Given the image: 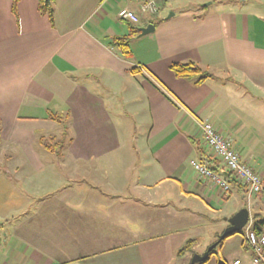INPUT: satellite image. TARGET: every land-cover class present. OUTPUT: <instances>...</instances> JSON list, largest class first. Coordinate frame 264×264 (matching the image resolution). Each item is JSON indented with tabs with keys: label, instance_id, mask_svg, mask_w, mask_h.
<instances>
[{
	"label": "crops",
	"instance_id": "crops-1",
	"mask_svg": "<svg viewBox=\"0 0 264 264\" xmlns=\"http://www.w3.org/2000/svg\"><path fill=\"white\" fill-rule=\"evenodd\" d=\"M41 1L20 0L18 21L13 0H0V204H20L17 217L0 219V264H170L190 241V258L204 254L195 239L208 231L209 244L216 242L248 207L225 213L233 198L247 199L245 186L224 174L225 196L193 167L216 168L206 159L215 154L202 124L211 123L264 179V4L214 0L154 22L147 15L170 0H52L51 23ZM147 1L156 12L142 11ZM123 10L139 24L120 18ZM148 25L155 30L139 37ZM120 38L136 40L130 58L114 43ZM174 62H196L212 77L195 85L174 75ZM130 115L149 130L126 137ZM65 128L63 149L31 150L34 141L44 146L43 134L57 140ZM15 159L36 169L21 184L12 174L25 165ZM45 164L50 180L40 176ZM218 172L227 173L222 162ZM250 207V217L261 214ZM125 218L126 233L150 242L137 241L124 258H103L106 228L122 238ZM244 246L232 264H254ZM185 255L180 264H190Z\"/></svg>",
	"mask_w": 264,
	"mask_h": 264
},
{
	"label": "rangeland",
	"instance_id": "rangeland-1",
	"mask_svg": "<svg viewBox=\"0 0 264 264\" xmlns=\"http://www.w3.org/2000/svg\"><path fill=\"white\" fill-rule=\"evenodd\" d=\"M45 1H47V0H43L41 2L43 3ZM211 1H214V0H170V3L168 4V6H165V3H164V5H162L163 9H162V11L159 12V14L157 16L147 15V19L152 20L154 22H159V18L161 15H164L165 17H169V15L171 13H174V11H176L177 14H180V11L184 8L189 9L195 4L204 5V4L210 3ZM216 1L224 2L225 0H216ZM249 1L253 5L256 3H260V4L263 3L264 4V0H249ZM167 10H168V12H167ZM13 15H15L16 20L19 21L18 12L16 14L13 13ZM136 25H138V24H136ZM130 40H131V42H130L131 45L134 42H136V40H134V38H132ZM124 123H125V136L128 138L131 136L132 133H136V134L140 135L139 133L147 132L150 128L146 121L143 122V125L137 126L139 123V120L134 118L133 115H130L127 118H125ZM62 128L63 127L60 124L58 126L57 130L61 131ZM43 135H45V136H43L44 137L43 140H45V142H47V141L49 143L51 142L50 144H52V145L57 144V143H54V142H56V140L52 141L49 139L51 136L49 133L43 134ZM55 136L59 137V138H57V142H58V140L63 139L61 133L56 134ZM65 144H66V149H67V145H69V142H66ZM135 145H139V144L135 143ZM29 146H31V150H33V151L42 152V153L46 152V150L43 146V142L40 143L38 141L37 142L34 141ZM131 146H132V143H130V142L126 143L124 150L125 151H131ZM43 150H45V151H43ZM41 161L48 163L49 161H56L57 162L60 160H57V159L43 160L42 159ZM13 162L21 164L23 166V165H25L24 163L26 162V160L15 159V160H13ZM23 168L24 169H22L19 172V174H15L14 172L12 174L15 178L18 179L20 184L22 183L21 177H23V175L25 173L30 172V173L35 174V170H36L33 167L28 166V165L23 166ZM62 168L64 170L66 169L64 165L62 166ZM50 170L51 169L49 168V166L45 164L44 170L40 173V176L43 178H49L48 180H50L52 178V176H51L52 174H51ZM60 173H62L61 175L66 177V175H65L66 172L61 171ZM83 174H84V171L82 169L79 170V172H78L79 176L78 177H82ZM259 174H261L260 171H259ZM54 176H56V175H54ZM261 178H262V176H261ZM77 180H78V178H77ZM49 184H52V183H49ZM125 195H127V194H125ZM235 195L237 196V193ZM254 198L255 197H253V199L251 198L249 202L247 199H245V200L244 199H238L236 201V203L234 202L235 198H233L230 202H228L227 204H224V212L227 210L225 213H227V214L232 213V211H235L236 207L237 206L239 207L240 205H242L243 207H248V208L251 206L250 209L252 210V212L261 213L259 215L262 217L264 215V194H263V196H261V198L260 197L258 199H254ZM19 205L20 204H19L18 199H12L10 201L9 205L0 204V219L9 218V217H17L19 215V212H20V210H18ZM125 220L126 221L121 223L123 231L120 230L122 232L120 234L123 235L122 238H119L117 236L118 232L112 231V230L106 228L105 235H107V237L104 239V241L100 245V246H102V249L105 251V253H104L105 255L102 256L103 258L108 259V260H113V259H117V258H124L126 256V254L127 255L129 254L128 253L129 251L127 252L128 248H130L133 245L138 246V244L136 245L137 241L142 242L140 247H143V246H145L144 244H148L150 242V240H147V239L137 240V238H133L131 233H126L128 231L127 230L128 228H132V223H130V221L127 220L126 218H125ZM5 222H7V221L5 220ZM5 222H3V223H5ZM105 226H109V225L105 224ZM221 229H222V227H221ZM226 229H227V227L224 230L222 229L221 231L224 232ZM115 236H117L118 238ZM211 237L212 236H211L210 232H208V231H205V233H203V234L201 233V235L197 239H195L196 251L197 250L200 252L203 251L202 253H204L211 246V244H213V242L211 244H209L211 241ZM244 242H245L244 233H242V232L228 237L215 249V252L210 256L209 261L205 264H232V259H234L236 253L239 252L240 250H243V251L246 250V248L244 246ZM133 243H135V244H133ZM190 255H191V253H188L185 255L186 258L190 259L189 263H190L192 256H193L192 255L190 258ZM230 259H231V261H230ZM179 260H181V259H178V257L176 255H174L173 261L170 264H180V262H183V261H179Z\"/></svg>",
	"mask_w": 264,
	"mask_h": 264
},
{
	"label": "built area",
	"instance_id": "built-area-1",
	"mask_svg": "<svg viewBox=\"0 0 264 264\" xmlns=\"http://www.w3.org/2000/svg\"><path fill=\"white\" fill-rule=\"evenodd\" d=\"M142 11L154 13L157 11V5L154 1H147L141 6ZM120 18L128 20L133 24H139L140 18L137 14L130 10H123L119 14ZM203 140L207 146L214 152L215 156L223 163L227 172L246 187V197L248 200L262 192L264 188L263 179L234 151L228 142L217 132L211 123H204L201 126ZM195 170L220 188L225 196L231 193V183L229 179L222 173L210 169L201 162H192ZM244 240L251 252L254 264H264V226L257 230L254 225V218L250 217L244 227ZM234 264H239L235 262Z\"/></svg>",
	"mask_w": 264,
	"mask_h": 264
},
{
	"label": "trees",
	"instance_id": "trees-1",
	"mask_svg": "<svg viewBox=\"0 0 264 264\" xmlns=\"http://www.w3.org/2000/svg\"><path fill=\"white\" fill-rule=\"evenodd\" d=\"M20 0H13V4H12V11L13 13H17V6ZM40 11L42 14L47 15L49 20L51 21V23L54 22V8L52 6V0L50 1H45L43 3H41L40 5ZM115 45L119 48L121 54L125 57V58H130L131 57V49H130V44H129V38H120V39H116L114 41ZM170 70L174 73V75L178 78H182V79H187L193 82V84L195 85H200L202 83H204L207 79L211 78L212 75L208 72H205L198 63L196 62H186V63H181V62H174L170 65ZM52 118H54L56 121L60 122V123H64V117L58 115V114H53ZM67 128H65L64 134H63V139L61 140H56L57 143L56 145H52L50 144L48 141L44 142V147L47 150H51V151H58L63 149L64 147V142L67 139ZM0 135H1V119H0ZM53 141V140H52ZM197 150L199 153L204 154V156L206 155L204 153V151L197 146ZM206 159L208 161H210V163H213L216 165L215 170L218 171V168L220 167V163L221 161L214 155V156H207ZM263 184H264V179H263ZM244 191H246V187H244ZM264 193V189L262 190V192H260L257 195H262ZM254 218V225L255 228L257 230L262 229V227L264 226V217L261 218V216L259 214H255L253 216ZM243 233V231H242ZM235 234L229 235L227 236L225 239H227L230 236H233ZM224 239V240H225ZM223 240V241H224ZM222 241V242H223ZM221 242V243H222ZM193 243L194 241H190L188 242L183 248H181L178 253L177 256H182L185 255L188 252L192 251V247H193ZM220 243V244H221ZM245 243V242H244ZM219 244V245H220ZM246 244V243H245ZM218 245V246H219ZM217 246V247H218ZM247 246V245H246ZM216 247V248H217ZM215 248V249H216ZM215 249L213 251L210 252L209 257L207 258L206 261L202 262L201 264H205L209 261L210 256L215 252Z\"/></svg>",
	"mask_w": 264,
	"mask_h": 264
},
{
	"label": "water",
	"instance_id": "water-1",
	"mask_svg": "<svg viewBox=\"0 0 264 264\" xmlns=\"http://www.w3.org/2000/svg\"><path fill=\"white\" fill-rule=\"evenodd\" d=\"M50 1V0H47ZM173 15V14H171ZM155 30L154 25H148L147 27L139 28L138 29V36L147 35ZM226 176H229L228 173H224ZM249 210L248 208H243L238 211L232 218L228 220V227L227 229L218 237L217 241L214 242L202 255L194 254L190 264H200L207 260L210 255V252L213 251L227 236L241 233L245 225L249 220Z\"/></svg>",
	"mask_w": 264,
	"mask_h": 264
}]
</instances>
